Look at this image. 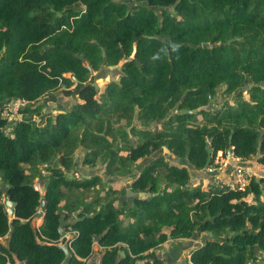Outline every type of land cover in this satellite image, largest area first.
Masks as SVG:
<instances>
[{
  "label": "trees",
  "instance_id": "1",
  "mask_svg": "<svg viewBox=\"0 0 264 264\" xmlns=\"http://www.w3.org/2000/svg\"><path fill=\"white\" fill-rule=\"evenodd\" d=\"M177 1L0 0V187L8 188L0 193V240L10 237L19 260L62 261L54 245H36L34 232L58 243L59 218L73 213L64 202L68 193L103 185L97 176L74 178L79 150L84 168L101 161L112 178L132 175L163 148L201 171L209 139L210 166L229 151L242 161L255 158L264 132V0H180L173 9ZM117 66L118 81L97 89L87 84L101 68ZM76 84L86 86L69 110L46 114L42 124L34 120L45 107L42 98ZM219 86L226 87L225 99L238 94L215 109L170 115L176 106L208 105ZM14 102L26 103L22 119L3 132L2 114ZM156 122L161 125L150 130ZM256 164L264 170V135ZM189 179L164 157L150 160L128 184L134 197L126 199L121 185L98 196L102 213L77 211L72 251L87 257L92 236H100L99 245L111 248L104 264L120 252L119 264H163L153 250L208 233L216 242L193 248L185 264H264V179L251 178L244 191L213 182L191 186ZM146 193L151 196L139 197ZM7 199L16 204L13 216L5 212ZM42 201V222L33 230ZM1 243L0 264H13Z\"/></svg>",
  "mask_w": 264,
  "mask_h": 264
},
{
  "label": "rangeland",
  "instance_id": "2",
  "mask_svg": "<svg viewBox=\"0 0 264 264\" xmlns=\"http://www.w3.org/2000/svg\"><path fill=\"white\" fill-rule=\"evenodd\" d=\"M118 77H119V67L118 66L115 68H105L104 67V68H101L97 74L93 75V77L89 80L87 84H93V85L96 84L98 87H102V85L106 84L109 81H118ZM84 86L76 84L74 87H72L69 90H59L58 92L52 93L51 95H47L46 97L42 98L39 104H42L45 107L43 108L41 113L34 115L33 117L34 120L38 124H42L44 122V118L46 114L49 113V114H52V116H55L56 113L69 110L71 106L78 101L77 100L78 92ZM99 92H102V88L99 89ZM215 98H217L216 102L212 103L211 105L214 109L220 107V102H219L220 99H223L224 101H226L227 98L228 99L230 98V100H232L230 96L225 99L223 92L220 93L219 95L216 94L212 100H214ZM12 106H14V104L9 105V107L7 106L8 108L5 111H9ZM10 115L15 116L14 109H13V114H10ZM137 125L138 124H135L136 127ZM160 125H161V122H156L153 125H151L149 129L156 130ZM125 130L128 132L130 131V129L129 130L125 129ZM84 154H85V151L83 150H79L77 152V157L75 159V164L73 167L74 178L78 180H83L85 178H89V177L92 178L94 176H97L104 183L102 186L97 187L96 189L92 191L80 190V191L68 193L67 200H64V202L65 204L68 202V205L71 208H68L67 211H73V215L78 214V212L81 211L83 208L85 209L86 216H92L94 213H102L104 211V202L100 200V197L98 198V196L102 192L107 191L109 188L116 189V188H119L121 185L124 186L125 184H129L134 178H136L140 174L142 168L145 165H147V163L150 160H153L156 157H164L170 164H174L178 167L185 168L189 173V176H190L189 183L191 186H196L199 184L201 186L206 187L208 184H210L208 181L210 180L208 176L210 167L207 170H204V169L201 171L194 170L188 164L186 159H178L174 157L165 148H163L159 152L153 153L148 158L143 159L141 163L137 166V168L134 170L132 175H129L127 177H114V178L105 175L104 170H103L104 165L101 161H98L94 168H91V169L84 168L82 166ZM219 160H222V159L220 158ZM240 165H244V167H247L248 169H250L255 179H259V178L264 179V170L262 171V169L259 166H257L253 158L247 161H243V164H240ZM213 168H215V165L213 166ZM230 172L231 170L230 171L228 170V172H224L220 178L224 179ZM122 211L124 214H127V206L123 207ZM39 223H40V217L34 218L31 221L32 228L35 229ZM212 237L213 236L211 234L205 233L199 237H193L190 239H184V240H178V241L169 240L168 242H166L165 244L158 247L156 250L152 252H153L154 257L161 260L163 264H185V261L188 258L189 252L196 246L197 247L201 246L206 240H214ZM3 241L4 240H0V242H3ZM94 248H98V247L94 246ZM259 257H260L259 259L262 260L263 255H260ZM148 262H151V261L145 259L141 262H138V264H150Z\"/></svg>",
  "mask_w": 264,
  "mask_h": 264
},
{
  "label": "water",
  "instance_id": "3",
  "mask_svg": "<svg viewBox=\"0 0 264 264\" xmlns=\"http://www.w3.org/2000/svg\"><path fill=\"white\" fill-rule=\"evenodd\" d=\"M179 1L180 0H178L177 1V3L175 4V5H173V9L175 8V6L179 3ZM233 40H231L230 42H232ZM136 45V44H135ZM202 47L203 48H207V49H212V48H214L215 46L214 45H210V44H202ZM80 60H81V62L83 63V64H85V60L81 57V56H77ZM88 70H90L91 71V68L90 67H88ZM91 74H93V72L91 71ZM71 79L74 81V82H76L77 80L73 77V76H71ZM244 84H247V82L245 81V83ZM94 87L97 89L98 88V86L95 84L94 85ZM246 86H244L243 88H242V92H245L246 91ZM226 90V87H221V86H219L218 88H217V95H219L220 93H222V92H224ZM238 94V92H236V93H234V94H232L230 97H231V99L233 98V97H235L236 95ZM216 99L217 98H215L214 100H212V98L209 96V100H210V103L208 104V105H206V106H203V107H200V108H198V109H195V110H193V111H189V110H182V111H178V107L176 106V107H174L173 109H172V111H171V115H174V114H177V113H179L180 115H192V114H196L197 112H202V111H207V110H209L212 106V103H214V102H216ZM230 100V98L228 99H226V101H229ZM220 106H222L223 104H224V100L223 99H220ZM15 122H14V116L13 115H10L8 118H7V125H6V127L5 128H3V132H7V133H9L10 132V129H11V126H12V124H14ZM263 135H264V132H261L260 133V135H259V138H258V142H259V144H258V150H257V154H256V156H255V158H254V161L255 162H257V160L260 158V146H261V141H262V137H263ZM211 143V139H209L208 141H207V145L205 146V148H206V152L208 153V157H207V160H206V164H205V167H204V170H207L208 168H209V164H210V161H211V156H210V153H211V151H210V148H209V144ZM228 155H230V156H232V154H231V152L229 151L228 152ZM68 176L70 177V178H72V173H69L68 174ZM257 182H259V180H257ZM126 188H127V190H126V195H125V197L126 198H132V197H134V194L131 192V190L128 188V185H126ZM35 189L39 192V194L41 195V196H43L44 195V185H43V183H40V184H37L36 185V187H35ZM8 192V188H6V187H4V186H1L0 187V193L1 194H6ZM151 196V194L150 193H146V194H139V197L140 198H149ZM5 206H6V208H7V210L5 211L6 212V214L8 215V216H13L14 215V209H15V207H16V204L15 203H13V202H11L9 199H7L6 200V202H5ZM45 209H46V204H45V201H42V203H41V213L39 214V215H37L36 216V218H38L40 215H42L43 214V212L45 211ZM76 216V215H75ZM41 221H42V218H41ZM68 223L67 222H64L63 221V216H61L60 218H59V225H58V234H59V236H60V238H62L63 236H64V230H63V228H64V226L65 225H67ZM34 239H35V243H36V245H38V246H44V247H48V246H52V245H54L59 251H61V252H63V254H64V259H63V261L61 262V264H68L69 263V261H70V259H71V253H70V250H69V247H68V244H67V240L64 242V243H62L61 241H59L58 243H56V244H50V243H47V242H43V241H41L39 238H38V236H37V234H36V232H34ZM99 238L98 237H94L93 238V240L94 241H97ZM10 237H8V238H5L4 239V241L1 243L2 244V247L6 250V251H8L9 253H10V255H11V257H12V260L14 261V264H25V262H22V261H19L18 260V257L15 255V254H13V253H11V251H10ZM212 241H214V242H216V240H212ZM116 264H118V261H116Z\"/></svg>",
  "mask_w": 264,
  "mask_h": 264
},
{
  "label": "flooded vegetation",
  "instance_id": "4",
  "mask_svg": "<svg viewBox=\"0 0 264 264\" xmlns=\"http://www.w3.org/2000/svg\"><path fill=\"white\" fill-rule=\"evenodd\" d=\"M126 185H128V184H125L124 186L126 187ZM126 199H128V198H126ZM76 220H78V214H74L73 215V213H71V215L67 219L63 218V221L67 222L68 224L65 225L64 228H63L64 236L62 238H60V236H59V241H61L62 243H64L67 240V244H68V247H69V250H70V253H71V259H70L68 264H74L73 263L74 260L77 262V264H104L105 260H107L106 259L107 257L105 255H106L107 252H109L111 250V248H107L106 249V248H104V247L99 245V241L101 239L100 236H92L91 252H90V254L87 257H85V258L79 257V256L75 255L74 252L72 251V249L70 247V244H71V241L76 237L77 234L74 231H72L71 224H73ZM41 222L42 221H41V218H40V223L38 224V226L35 229H33V228L32 229L36 230L41 225ZM58 223H59V221H58ZM57 231H58V228H57ZM8 237L9 236H7V238ZM94 237H98L99 239L97 241H94L93 240ZM94 246H97L98 248H94ZM62 254H63V252H62ZM123 257H124L123 253L120 252L117 256H113L111 259L108 258V262L109 263L111 262V264H116V261H118V264H119ZM63 259H64V254H63ZM63 259H62V261H63ZM18 260H19V258H18ZM143 260H145V259H143ZM143 260L137 261L136 264H138V262H141ZM147 260L151 261V262H148V263L154 264V260L153 259H147ZM19 261H21V260H19ZM12 262L14 264L13 260H12ZM22 262H25V261H22ZM61 262L59 264H61ZM6 264H9V263L7 262ZM25 264H26V262H25Z\"/></svg>",
  "mask_w": 264,
  "mask_h": 264
},
{
  "label": "built area",
  "instance_id": "5",
  "mask_svg": "<svg viewBox=\"0 0 264 264\" xmlns=\"http://www.w3.org/2000/svg\"><path fill=\"white\" fill-rule=\"evenodd\" d=\"M25 104V102H14V106H12L9 111H4L2 115L7 119L10 114H13L14 109V122L20 121L22 116L19 114V109H23ZM220 158L221 153H218V156L215 158L214 163L210 166V169H212L215 163H218V160ZM230 158L234 159V164L230 169L231 172L225 177L226 179H228H225L223 181L215 180L213 183H215V185L217 186H225L230 190L244 191L249 185V180L251 178H254V175L250 169L244 167V165H240L243 164L242 160L234 158L233 156H231Z\"/></svg>",
  "mask_w": 264,
  "mask_h": 264
},
{
  "label": "crops",
  "instance_id": "6",
  "mask_svg": "<svg viewBox=\"0 0 264 264\" xmlns=\"http://www.w3.org/2000/svg\"><path fill=\"white\" fill-rule=\"evenodd\" d=\"M84 86V85H82ZM231 156L230 155H227L226 158H223L222 160H218V163H215V168L212 167V169L209 170V178L210 182H214L215 180H222L220 177L223 175L224 172H228V170L230 171L232 165L234 164V159L233 158H230ZM225 160V161H224ZM223 164V165H222ZM259 170V169H258ZM263 171V170H262ZM261 171V172H262ZM227 175V174H226ZM226 178H224L223 180H225ZM228 179V178H227ZM226 179V180H227ZM260 179H263V178H259L257 180L260 181ZM222 180V181H223ZM205 242V241H204ZM198 245V244H197Z\"/></svg>",
  "mask_w": 264,
  "mask_h": 264
},
{
  "label": "clouds",
  "instance_id": "7",
  "mask_svg": "<svg viewBox=\"0 0 264 264\" xmlns=\"http://www.w3.org/2000/svg\"><path fill=\"white\" fill-rule=\"evenodd\" d=\"M209 167H210V165H209Z\"/></svg>",
  "mask_w": 264,
  "mask_h": 264
}]
</instances>
